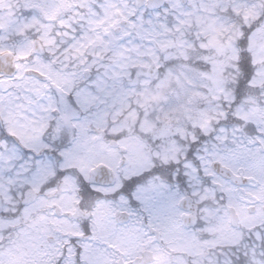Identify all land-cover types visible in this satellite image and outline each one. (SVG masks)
I'll return each instance as SVG.
<instances>
[{"label":"snow or ice","instance_id":"obj_1","mask_svg":"<svg viewBox=\"0 0 264 264\" xmlns=\"http://www.w3.org/2000/svg\"><path fill=\"white\" fill-rule=\"evenodd\" d=\"M0 264H264V0H0Z\"/></svg>","mask_w":264,"mask_h":264}]
</instances>
